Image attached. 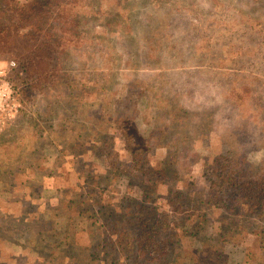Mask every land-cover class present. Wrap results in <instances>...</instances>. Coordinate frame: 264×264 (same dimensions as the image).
Masks as SVG:
<instances>
[{
  "label": "rangeland",
  "instance_id": "1",
  "mask_svg": "<svg viewBox=\"0 0 264 264\" xmlns=\"http://www.w3.org/2000/svg\"><path fill=\"white\" fill-rule=\"evenodd\" d=\"M59 8L39 71L0 42V264H168L178 241L210 244L196 264L260 263L257 211L211 180L264 175V0Z\"/></svg>",
  "mask_w": 264,
  "mask_h": 264
},
{
  "label": "trees",
  "instance_id": "2",
  "mask_svg": "<svg viewBox=\"0 0 264 264\" xmlns=\"http://www.w3.org/2000/svg\"><path fill=\"white\" fill-rule=\"evenodd\" d=\"M66 0H27L26 2H21L20 0H0V14L3 17H7V24L0 23V42L5 43L8 52L14 53V59L23 60L25 69L27 72H32L34 69L38 70L43 66V63L50 57L49 50L52 48V43L54 41H41L42 37H37L36 32L41 29L44 23V16L51 15L55 10L59 11V7L64 5ZM24 21L32 20V27L25 33L21 30H13V21ZM1 22V21H0ZM15 22V23H16ZM12 25V27H11ZM34 43H31L30 41ZM45 44V46L40 45ZM5 47V46H4ZM5 47V49H6ZM45 49L43 54H39V51ZM46 54V58L43 56ZM49 63V62H48ZM223 177L226 179V184L223 183L225 179L222 177V172H215L212 178L211 189L214 194L217 193L219 205L226 208H246L249 212L257 211V221L258 226H256L255 235L261 236L258 240L260 252L264 254V239H262L264 234V223H262L264 216V175L259 179L253 176L244 178L242 172H226ZM243 177V178H242ZM219 178V180H218ZM214 182L217 184L214 186ZM244 221V220H243ZM236 222V220L234 221ZM231 224V232H236L238 228L241 230L249 226V224ZM254 229L251 233H254ZM209 241L212 239L211 236L206 237ZM179 247L183 249L176 258H172L168 264H196L198 260L199 252L204 249V247L210 246L208 243L202 242V245L191 248H183V245L178 241ZM185 250V253H183ZM251 251L248 250L249 255ZM187 253V254H186ZM245 252V256H247ZM250 256V255H249ZM187 258L190 263H187ZM178 262V263H176ZM258 264H264V259Z\"/></svg>",
  "mask_w": 264,
  "mask_h": 264
}]
</instances>
